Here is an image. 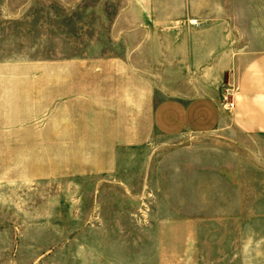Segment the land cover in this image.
I'll return each instance as SVG.
<instances>
[{"label":"rangeland","instance_id":"374dc122","mask_svg":"<svg viewBox=\"0 0 264 264\" xmlns=\"http://www.w3.org/2000/svg\"><path fill=\"white\" fill-rule=\"evenodd\" d=\"M176 1L0 0V264H264V135L153 126L162 99L237 91L161 59Z\"/></svg>","mask_w":264,"mask_h":264},{"label":"crops","instance_id":"0c3cea01","mask_svg":"<svg viewBox=\"0 0 264 264\" xmlns=\"http://www.w3.org/2000/svg\"><path fill=\"white\" fill-rule=\"evenodd\" d=\"M189 2L176 1V17L184 27L158 28L161 59L168 67L210 69L217 83L235 75L233 108L227 113L208 96L167 97L153 107L154 128L163 137L217 134L234 143L264 135V8L246 13L241 5L248 2L241 0H202V8ZM187 13L197 17V25ZM198 78L208 82L206 76Z\"/></svg>","mask_w":264,"mask_h":264},{"label":"built area","instance_id":"2783aa9c","mask_svg":"<svg viewBox=\"0 0 264 264\" xmlns=\"http://www.w3.org/2000/svg\"><path fill=\"white\" fill-rule=\"evenodd\" d=\"M192 23H193V24H196V21H193Z\"/></svg>","mask_w":264,"mask_h":264}]
</instances>
